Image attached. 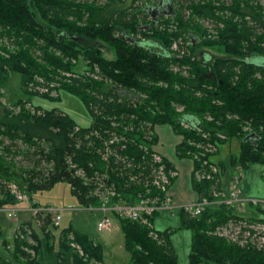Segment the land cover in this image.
<instances>
[{
    "label": "trees",
    "instance_id": "1",
    "mask_svg": "<svg viewBox=\"0 0 264 264\" xmlns=\"http://www.w3.org/2000/svg\"><path fill=\"white\" fill-rule=\"evenodd\" d=\"M189 2L162 25L137 31L135 15L122 1L0 0V37L12 48L0 46L6 52L0 54V87L9 73H16L25 94L57 100L29 89L39 83L36 77L57 82L90 117L80 125L57 107L5 111L0 118V207L24 202L10 192V182L29 198L66 182L82 207L98 206L102 197L110 204L143 198L160 202L163 193L153 184L158 166L173 169L164 157L153 159V126L161 123L181 136L176 155L192 159L191 188L199 199L211 200L221 191L224 164L209 157L230 138L239 140L230 165L260 163L264 172V0L217 6ZM193 16L198 21L210 17L221 28L204 39L196 33ZM187 32L195 40L188 39V50L170 48ZM202 45L218 55L200 51L201 59H194L191 53ZM108 47L113 59L101 54ZM79 57L85 73L72 72L71 61ZM175 213L191 232L188 264H264V244L250 239L252 230L245 239L244 230L236 239L219 233L228 221L242 218L230 207L218 203L198 215L181 208ZM153 215L149 226L117 218L130 264H177L169 231L153 229ZM251 220L264 223V218ZM18 228L10 241L0 231L8 255L0 253V264H38L37 234L29 222ZM60 232L59 255L67 252L71 264H102L99 243L71 228Z\"/></svg>",
    "mask_w": 264,
    "mask_h": 264
},
{
    "label": "rangeland",
    "instance_id": "2",
    "mask_svg": "<svg viewBox=\"0 0 264 264\" xmlns=\"http://www.w3.org/2000/svg\"><path fill=\"white\" fill-rule=\"evenodd\" d=\"M125 1V3L129 4L130 0ZM192 18L199 25L196 33L201 34L204 39L213 36L215 27L221 28L210 17L200 19V21H198L199 17L193 16ZM185 34L186 39L183 42L179 38L178 43L172 42L170 48L180 49V51L185 48L188 50L190 46L188 41L190 32ZM7 43V41L0 37V46L4 45L7 51L12 50L10 44ZM200 51L218 55L216 50L202 45L197 46L194 52L191 53L194 59H201L199 56L201 54ZM0 54L6 55V52L0 50ZM101 54L107 59H113L114 57L112 49L109 47L103 49ZM71 62L75 63L72 70L73 73L87 72L85 61L80 57L76 61L72 60ZM36 80L39 83L29 86V89H35L39 93H46L51 98L56 96L59 98L57 100H50L27 95L21 88L19 75L9 73L6 82L0 87V118L3 117L5 111H11V113L15 114L22 108L31 110L34 105H40L43 108L57 107L80 125H86L90 121V117L82 102L76 96L58 89L60 84L58 85L57 82H46L40 77H36ZM18 100L21 101L22 106L17 103ZM7 116H10V113ZM180 125L182 126V124ZM153 132L155 142L151 145V148L157 155L161 154L162 157L169 161L176 171V176L172 179L167 189L171 202L177 204L194 203L197 197L191 188L192 159L189 157H179L175 151V146L181 141V136L173 131L169 124L164 123L155 124ZM218 136L223 137L220 134ZM211 152H214L209 157L211 161L224 164L223 171L219 174L221 189L219 193L228 195V192L232 190L234 185L239 189L237 200L229 203L224 202V205L230 207L235 215L242 217L237 222L228 221L225 225L219 227V233L230 239H236L237 237H241L239 233L244 230L241 239H245L248 237V231L252 230L254 233L249 236L250 239L264 244V223L251 220L264 218V172L262 165L260 163H250L244 168H241L239 165H230V158L237 156L239 152V140L237 138H230L228 141L218 144L216 152L215 149H212ZM213 167L215 166L213 165ZM10 184H14V182H10ZM236 188H233V190L236 191ZM23 196L27 199L23 202L26 206L23 209L19 206H15V208L18 211L22 210L27 213L20 215L17 212L14 221H11L6 215L0 214V231L5 240L10 241L13 236L18 235L19 225L29 222L38 238V264H71L70 256L67 252H64L62 255L58 254L60 251L58 247V235L61 233L60 229L62 228H71L72 230L85 233L94 242L99 243L102 249V264H130L129 254L123 247V236L119 229L117 218L107 215L111 227L102 229L101 231L96 230V223L102 216L101 212L95 206L82 207L78 205L74 196L70 193L69 185L66 182H57L50 189L31 193L30 198L26 194H23ZM217 202L218 198L215 196L210 206L216 207ZM30 204L47 206L52 211L55 209L61 210L58 225L54 226L52 224L50 215L46 217L48 223L44 225L46 220H44L45 217H42L43 215L38 214L35 217L33 216L35 213L31 214L28 211ZM151 226L155 230L163 231L167 229L169 231V239L176 255L177 264H188L191 232L188 228L180 225L175 211L161 210L156 212L152 217ZM67 237L70 238V235H67ZM27 238L31 243L30 238ZM0 253L8 256L1 245Z\"/></svg>",
    "mask_w": 264,
    "mask_h": 264
},
{
    "label": "built area",
    "instance_id": "3",
    "mask_svg": "<svg viewBox=\"0 0 264 264\" xmlns=\"http://www.w3.org/2000/svg\"><path fill=\"white\" fill-rule=\"evenodd\" d=\"M153 159L156 162H159L161 159V156L156 153L153 154ZM211 170L214 172L216 169L215 167H211ZM157 178L154 180L153 184L163 193V197L160 202H155L156 200H149L147 198L139 199L133 204H110L108 202V199L106 197L101 198V202L99 203L97 207L101 212L102 216L101 219L96 223V230L101 231L102 229H108L111 227L110 220L107 217V215L115 216L119 219H127L131 221H139L140 223L146 224L147 226L150 225L148 218L153 215V213L161 211V210H171L176 211L177 209H184L188 211L191 215H198L204 207L209 206L213 200H208L206 198H197L194 203H186V204H177L171 202V197L169 194H167V189L171 183V179L176 176V171L174 169H171L168 172L163 171L161 166H158L157 169ZM196 175V173H195ZM196 179L199 178V176H195ZM233 188H236V185L233 186ZM230 190L228 192V195H225V193L220 194L215 193L214 197L217 196L218 203H229L231 201L237 200V194L239 192V189L236 188V191ZM10 192L14 195V197L18 201L27 200L23 194L16 188L15 184H9ZM220 201V202H219ZM225 203V204H226ZM30 209L28 208V211L33 214V216L36 217V215L41 214L44 217L46 214L50 215V220L54 226L58 225V221L60 219V211L55 209L52 211L50 207L47 206H37L35 204L29 205ZM0 212L5 213V215L11 219V221H14L16 219V213L18 212V209L15 208V206H7V207H0ZM71 246H74L71 244ZM75 247V246H74Z\"/></svg>",
    "mask_w": 264,
    "mask_h": 264
},
{
    "label": "flooded vegetation",
    "instance_id": "4",
    "mask_svg": "<svg viewBox=\"0 0 264 264\" xmlns=\"http://www.w3.org/2000/svg\"><path fill=\"white\" fill-rule=\"evenodd\" d=\"M120 1L124 3L126 2L125 0H116V2ZM189 1L190 0H130L128 4V13L129 15H135V23L133 25L135 28H137V31L149 30L157 25H162L164 20L168 19L169 17H173L176 12L183 11L184 6L190 3ZM230 1L231 0H193V3L205 5L208 3H213L214 6H217L218 4L228 5L230 4ZM106 2H108V0H97V4L99 5L106 4ZM170 7L172 8V14L168 13L170 11ZM115 28L120 27L115 26ZM119 36L126 39L125 35L119 34ZM190 36L191 35L189 34V41L192 44L195 42V40H193L194 38ZM139 39H143L145 41L148 40V42L153 40L149 37H141ZM153 43L154 40L148 44L152 45Z\"/></svg>",
    "mask_w": 264,
    "mask_h": 264
},
{
    "label": "crops",
    "instance_id": "5",
    "mask_svg": "<svg viewBox=\"0 0 264 264\" xmlns=\"http://www.w3.org/2000/svg\"><path fill=\"white\" fill-rule=\"evenodd\" d=\"M161 157H162V155L161 154H159ZM172 165V164H171ZM196 194V193H195ZM196 197H197V194H196ZM198 198V197H197ZM16 206H19V207H21L22 209L24 208V206H26V204L25 203H23V202H21V203H18ZM18 213H20V215H24V214H26L27 212H25V211H18ZM0 214H3V215H5L4 213H2V212H0Z\"/></svg>",
    "mask_w": 264,
    "mask_h": 264
},
{
    "label": "water",
    "instance_id": "6",
    "mask_svg": "<svg viewBox=\"0 0 264 264\" xmlns=\"http://www.w3.org/2000/svg\"><path fill=\"white\" fill-rule=\"evenodd\" d=\"M171 4V3H170ZM169 14H172V8L170 7V11L168 12ZM249 136V135H248Z\"/></svg>",
    "mask_w": 264,
    "mask_h": 264
}]
</instances>
